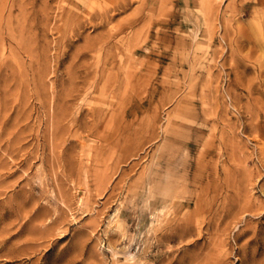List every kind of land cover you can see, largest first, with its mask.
I'll use <instances>...</instances> for the list:
<instances>
[{
	"label": "rangeland",
	"instance_id": "obj_1",
	"mask_svg": "<svg viewBox=\"0 0 264 264\" xmlns=\"http://www.w3.org/2000/svg\"><path fill=\"white\" fill-rule=\"evenodd\" d=\"M0 264H264V0H0Z\"/></svg>",
	"mask_w": 264,
	"mask_h": 264
}]
</instances>
